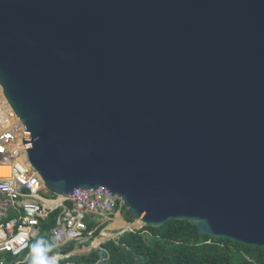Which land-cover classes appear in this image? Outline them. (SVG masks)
<instances>
[{"label":"water","instance_id":"1","mask_svg":"<svg viewBox=\"0 0 264 264\" xmlns=\"http://www.w3.org/2000/svg\"><path fill=\"white\" fill-rule=\"evenodd\" d=\"M0 89L49 194L264 249V0H0Z\"/></svg>","mask_w":264,"mask_h":264},{"label":"built area","instance_id":"2","mask_svg":"<svg viewBox=\"0 0 264 264\" xmlns=\"http://www.w3.org/2000/svg\"><path fill=\"white\" fill-rule=\"evenodd\" d=\"M0 96L7 120L2 119L0 124V168L9 174L0 176V264H6L8 255L15 258L27 250L29 242L37 237L40 221L58 209L60 213L50 232L53 248L58 250L69 242L82 243L86 223L95 222L99 228L106 222L100 217L118 212L123 207L121 201L102 188L79 190L68 196L49 194L27 162L18 136V131L24 132L23 125L4 100L1 89Z\"/></svg>","mask_w":264,"mask_h":264},{"label":"trees","instance_id":"3","mask_svg":"<svg viewBox=\"0 0 264 264\" xmlns=\"http://www.w3.org/2000/svg\"><path fill=\"white\" fill-rule=\"evenodd\" d=\"M120 210L124 220L130 223L126 210L123 207ZM59 213L58 209L46 220L40 221L37 237L29 242L27 250L19 257L8 255L6 264H30L31 247L40 239L51 245L47 252L49 257L69 255L57 260V264H264V249L199 236L193 225L186 221H171L160 228L142 227L124 232L116 240L106 241L85 255H70L75 242L66 243L57 252L52 248L50 232ZM92 229L89 224L84 235L88 236ZM97 234L98 230L92 237Z\"/></svg>","mask_w":264,"mask_h":264},{"label":"crops","instance_id":"4","mask_svg":"<svg viewBox=\"0 0 264 264\" xmlns=\"http://www.w3.org/2000/svg\"><path fill=\"white\" fill-rule=\"evenodd\" d=\"M100 219H102V220H104V221H106V220H112V222H111V224L110 225H112V227H110V228H106V229H108V231H111V229H117L118 227H116V225H115V223H116V221L117 220H119V221H122L123 223V226H121V227H126L127 226V224H126V222L125 221H123V219L121 218V215H119V212H114V214L112 215V216H101L100 217ZM94 224H91L92 225V227H93V229L90 231V234L88 235V236H85L86 238L84 239V241L82 242V243H79V244H76V246H77V248H75L76 246H74V249L73 250H75L74 252H72L70 255H85V254H88L91 250H93V249H95V248H98L101 244H99L101 241H103L102 239H98V238H96L97 236H95V237H92V235L94 234V231L96 230V225H95V222H93ZM121 223V222H120ZM125 223V224H124ZM103 243H105V241L104 242H102V244ZM97 244V245H96ZM83 245V246H82ZM99 245V246H98ZM82 246V247H81ZM92 247V249H90V250H88L89 248H91ZM52 248H53V246H52ZM54 249V248H53ZM85 250H88V251H85ZM57 252H58V250H57ZM55 256V255H54ZM53 256V257H54Z\"/></svg>","mask_w":264,"mask_h":264},{"label":"rangeland","instance_id":"5","mask_svg":"<svg viewBox=\"0 0 264 264\" xmlns=\"http://www.w3.org/2000/svg\"><path fill=\"white\" fill-rule=\"evenodd\" d=\"M3 108V107H2ZM0 124H2V122L0 121ZM3 127V126H2ZM119 215H121V218L123 219V221H125L124 220V214L123 213H121V210L119 209ZM111 222H112V220H106V222L103 224V225H101L99 228H97L95 231H94V233L95 232H97V230H98V236L96 237V238H98V239H102L103 241H101L99 244H102V242H106V241H109V240H116L117 238H118V236H120L119 235V233H121V232H123V231H126V232H129L130 230H133V231H135V230H138V228H140L141 229V226H143L141 223L139 224L138 222H136V221H132L131 220V222L130 223H127L126 221V224H127V226L124 228V227H121V226H119L116 230L115 229H111V231H108V229H106L107 227L108 228H110V227H112V225H110L111 224ZM87 224V226L89 225L88 223H86ZM116 226H118V225H116ZM133 231H131V232H133ZM97 245V244H96ZM99 246V245H98ZM75 248H77V246L75 247ZM90 249H92V247L91 248H89L88 250H90ZM88 250H85V251H88ZM75 250H73V252H74ZM19 257V256H18ZM53 257V256H52ZM55 258H56V260H60V259H62L61 257L62 256H60V255H58V254H55V256H54ZM67 258V257H66Z\"/></svg>","mask_w":264,"mask_h":264},{"label":"clouds","instance_id":"6","mask_svg":"<svg viewBox=\"0 0 264 264\" xmlns=\"http://www.w3.org/2000/svg\"><path fill=\"white\" fill-rule=\"evenodd\" d=\"M59 239V237H57ZM51 245L45 243L43 239L38 240L31 247L30 264H57L55 257H49L47 252L50 251Z\"/></svg>","mask_w":264,"mask_h":264},{"label":"bare ground","instance_id":"7","mask_svg":"<svg viewBox=\"0 0 264 264\" xmlns=\"http://www.w3.org/2000/svg\"><path fill=\"white\" fill-rule=\"evenodd\" d=\"M2 103H3V100L1 99V96H0V121H2V119H5L6 120V118H5V113L3 112V109L1 108L2 107ZM15 117V116H14ZM7 121V120H6ZM13 121V120H12ZM11 124V121L10 122H5V124L4 125H6L7 126V124ZM22 135H23V131H18V136L20 137V140L22 139ZM8 170L7 169H2V168H0V176H2V177H8ZM121 222V223H120ZM139 224H140V222L139 221H137ZM123 222L122 221H119V220H117L116 221V223H115V225L117 224L118 226H123V224H122ZM125 224V223H124ZM118 226H116V227H118Z\"/></svg>","mask_w":264,"mask_h":264}]
</instances>
